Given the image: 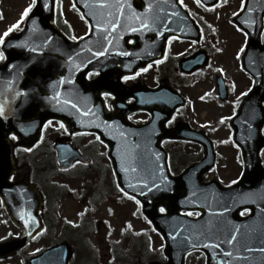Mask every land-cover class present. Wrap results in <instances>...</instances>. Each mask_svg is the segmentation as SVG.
Masks as SVG:
<instances>
[{
	"label": "water",
	"instance_id": "95a60500",
	"mask_svg": "<svg viewBox=\"0 0 264 264\" xmlns=\"http://www.w3.org/2000/svg\"><path fill=\"white\" fill-rule=\"evenodd\" d=\"M45 2H50V9H44L38 2L22 32L7 43H24L27 47H5L8 61L5 65L0 66V75L4 74L0 84V100L4 103L7 116V119L0 117V196L11 219L22 228L20 237L0 244V257L11 255L22 249L36 233L43 229L39 215L42 197L37 189L28 182L29 168L22 167L19 179L10 181V176L15 171V165L9 134L15 132L18 136L17 144L29 149L39 141L44 122L48 119H56L63 121L71 131L90 130L99 131V133H101V130L97 128L99 124L105 125L104 122L115 121V125L109 129L112 132L111 135H106L103 132L102 136L110 147L108 156L112 161L120 187L142 201L144 214L163 235L166 242L165 254L169 257L166 264H185L186 253L196 249L205 252L206 264H220L221 260L226 264H264V252L258 251L260 248H264V168L259 155L260 150L264 147V137L261 133L264 126L262 105L264 101V64L258 69V73L261 75L255 74L256 84L255 89L249 95V109L246 110L245 106H242L232 122L234 140L241 147L245 162V173L241 180L229 187H223L216 181L202 182L201 171L212 166L214 163L212 160L215 157L213 146L208 144L206 159L202 161L203 163L188 167L178 176H171L168 167L164 164L169 180L172 182L168 186L169 190L149 192L142 185H137L135 178L137 173L125 172L123 169L131 165L138 169L141 178L151 182L152 177L148 173L150 168L155 166V154L148 151L150 145L145 143V140L156 139L157 143L154 146L159 148V143L164 137L179 138L181 136L168 134L161 136L160 134L151 138L148 136L151 135L148 134V127H133L131 124L125 127L127 125L126 115L139 109L150 110L155 116V122L156 114H161V106L158 105L154 107L142 106V102L139 100L136 104L128 105L114 113L104 112L98 93L106 81L104 78L91 82L86 80L89 71L100 67V61H97L93 56L83 54L81 50H85V45H83L85 40L72 42L55 27L53 23L55 0H45ZM172 2H174L172 8L177 9L179 7L177 0H146L145 10L147 4L152 3L153 10L150 15L158 16L161 19L160 9L168 11ZM31 19H36L35 25L31 24ZM110 19L112 20L113 17ZM160 19L153 27L149 28L147 33L145 31V36L143 34L135 39L134 45L124 42L123 50L130 52V56L133 55V57L124 58L128 68L137 69L139 66H144L155 59L159 53L156 57H160L161 41H165L164 36L161 39V36L157 35V30L161 26L158 24ZM127 22L131 24L133 21L127 20ZM119 24L125 26L120 18ZM96 34L97 30L94 28L87 40L93 42ZM47 36H51L53 39L49 41V45L44 48L42 53L30 51L33 47L43 46ZM249 40V50H264L261 47L258 30L250 34ZM149 45L152 46L149 47L150 50H148ZM68 55H72L74 58L78 57L75 59V63L81 64L80 70L74 69L73 62L67 60ZM29 57H34L36 62L31 63ZM9 62L20 65L31 64L17 78L13 89L7 87V82L12 79L9 75L10 70L7 68ZM85 64L86 67H84ZM109 74L110 72L106 70L104 75L108 76ZM61 75L67 76L69 80L68 83L59 86V90L64 93L62 98L73 100L74 104L80 106L79 109L64 105L65 110L58 111L57 109L61 106L50 103L46 99L53 94V86L50 82L57 81ZM115 89L119 91L117 87ZM13 90H23L28 95L15 97ZM137 90L135 87L129 88L122 99L136 96ZM144 91L147 92L148 89ZM165 110L166 117H169L174 108L167 107ZM89 111L94 115H85ZM145 126H150V124ZM121 132H124L125 135L122 136ZM137 140H141V142L137 143ZM135 145H140V147L137 148ZM56 148L61 168L70 167L76 161H89L70 145H65L61 141H57ZM129 184L137 186L129 188ZM142 192L144 195H141ZM161 205L168 209L166 213H159L158 208ZM225 208L228 210L224 211ZM244 209L251 210L249 216L241 217L240 212ZM182 210H198L202 214L195 219L181 215ZM28 213L35 216L37 223L24 224ZM22 216L24 219L21 218ZM232 234L238 235L237 241L233 244L226 243V239L230 238ZM189 235L193 236L192 243L197 247L192 248L185 243ZM210 240L213 244H220L221 247L219 249L214 246L205 247ZM245 247L251 248L253 251H245ZM228 252H231L232 255H226ZM71 256L70 246L67 243H62L33 257L28 264H68ZM149 264L161 263L152 262Z\"/></svg>",
	"mask_w": 264,
	"mask_h": 264
},
{
	"label": "rangeland",
	"instance_id": "374dc122",
	"mask_svg": "<svg viewBox=\"0 0 264 264\" xmlns=\"http://www.w3.org/2000/svg\"><path fill=\"white\" fill-rule=\"evenodd\" d=\"M31 3L32 0H0V10L3 11V17L0 18V35L20 20L22 13ZM62 4L65 19L72 23L77 32L76 35L80 36L85 31V25L79 15L71 9L68 1H62ZM238 4L239 0H231L229 6L222 5L215 11V14H211L212 22H214L209 26L211 35L217 48L222 49V51L214 49L213 65L216 66V69L206 71L208 76L203 88L206 91H213L215 87L214 78L221 74L219 70L223 68L225 71L222 75L232 88L230 99L226 101L217 99L219 104L202 105V111L198 113V117L191 116L196 124L211 120L214 122L213 127L218 124L222 125L221 118L233 111L234 101L239 100L241 93L245 91L246 79L249 78L238 70L242 56L238 53L241 47L244 46L245 40L242 33L234 25L232 28L228 22H225L226 17L237 10ZM185 46L186 44L180 46V48L184 49ZM156 71L154 69L151 73ZM182 90L187 91L193 97L197 98L198 96L192 87L186 86ZM199 91H201V88L198 87L197 92ZM212 96L213 98L214 96L217 97V91H213ZM198 103V107L203 104ZM190 109L191 107L186 112L187 116H189ZM227 130V128L224 131L219 130L218 134L214 135L217 140L219 162L209 176L217 177L224 184L232 182L240 171L237 151L231 143L230 131L227 134ZM55 134L56 131L54 133L50 132L45 144L33 154L32 158H25L35 168L33 179L36 181V179L41 178L43 181L39 185L46 190L49 208L46 220L52 237H49V241L44 237L40 238L31 244L24 253L0 261V264H24L25 256L50 245L52 240L53 242L66 240L71 243L75 250L72 264H144L146 261L156 258L155 254L160 251L163 241L159 235L151 232L150 225L143 221L139 205L131 199L123 198V195L117 192L111 180L106 159L101 156L104 150L102 148H88L89 152L87 153L93 159L92 168L84 169V167L78 165L65 174L57 175L55 172L57 170L55 164L56 153L50 148L51 144H49L51 139L55 138ZM91 138L83 139L80 145L89 147L92 144ZM178 148L179 146H174L170 149L173 155L181 151ZM192 151L196 152L194 148L185 147L181 157L180 155L174 157L173 164L176 170L185 165L182 157ZM94 171H99L96 176L93 175ZM90 175H93V178H91L92 183L87 188L93 194L91 195L88 192L83 194V181L89 178ZM59 188H61L60 191L57 190ZM63 189H65L62 193L63 197L59 199L60 195L58 193ZM74 191L76 193H73ZM82 196H84L83 202L81 200ZM88 207L90 208L89 211ZM86 210L89 214L86 212V214L80 215V212ZM63 219L67 220L71 228L63 226ZM129 222L131 228L127 227ZM17 233V229L0 205V240ZM146 252L151 254L144 259ZM196 255L192 256L193 264L198 260Z\"/></svg>",
	"mask_w": 264,
	"mask_h": 264
},
{
	"label": "snow or ice",
	"instance_id": "6c2138e0",
	"mask_svg": "<svg viewBox=\"0 0 264 264\" xmlns=\"http://www.w3.org/2000/svg\"><path fill=\"white\" fill-rule=\"evenodd\" d=\"M41 3L42 7L44 9H50V2H45V0H32V3L28 5V7L24 10V12L21 15L20 20H18L16 23L12 24L10 27H8L6 29V31L0 35V62H6L8 61V55L6 54V51L4 50L5 47H19V48H26L27 45L24 43H13V44H7L6 43V38H8L10 36V34L14 31V30H19L21 24L26 20L30 18V13H32L33 9L36 7L37 3ZM197 2L199 3L200 0H197ZM222 0H214V3L212 5V10H215L216 4L221 3ZM223 2H226V0H223ZM262 3H264V0H261ZM76 3L77 0H73V8L76 7ZM177 3L179 5H183L184 8H187L188 6L184 3V0H177ZM251 3V0H241V7L239 9V11L232 13L233 17L235 18L233 20V24L234 26L237 28L238 31H240L246 38V40L249 38L250 34H253L255 32H257V30L259 31V35L261 38L262 43H264V15H261V18L259 21H257V19H255L253 17L252 14L257 13L259 10L257 8L254 7H249L248 5ZM104 6L109 7V8H116V13H113L112 11H108L107 12V16L109 17H113L112 20H108L106 24L102 25L99 21L95 24L92 25L91 23H89L88 28H89V32L93 31V29L95 28L96 30H99L102 26L104 27L105 32H107L109 37L113 36L112 31H109V27L112 30H116L119 26V17H125L127 20L130 21H135L139 24V29H143V30H149L150 27H153L156 23L157 20H159L160 18L158 16L156 17H152L150 14L152 13L153 10V4L152 3H148L146 6V10L144 12H137L135 9H133V6L131 3H128L127 0H116L115 4H107L106 0H105V4ZM125 7H127V9H129V14L127 16H125ZM161 12L164 11L163 8L160 9ZM247 12L249 13V17L248 18H244L241 19V17L243 16V14ZM175 15L179 16L180 13L177 11L175 12ZM3 17V11L0 10V18ZM85 19H87V17H85ZM166 19H170V17H166ZM151 21V23H150ZM55 23V20L53 21ZM65 23H67V21H65ZM31 24L35 25L36 24V19H31ZM166 27V25H163ZM136 27H132L130 24L128 26V30L131 32H136L139 30ZM203 31V29H201V32ZM161 36H163V32L159 33ZM85 35H88V33H85ZM84 37H77L75 35H73L71 37L72 40H83ZM53 38L51 36H47L44 39V44L43 46H39V47H33L30 49L31 52L33 53H42L44 51V48L47 47L49 45V41H51ZM109 45H111V39L108 41ZM248 47L247 43L241 47L240 52L238 53V55L240 54H244L246 51V48ZM56 51H59V49H56ZM81 51H84V49H82ZM220 51H222V49H220ZM127 54V53H125ZM105 55V52H101V51H97L95 53V56L99 57ZM78 58V57H76ZM74 56L72 55H68L67 60L68 61H72L74 64V69L75 70H80L81 68V64H76L75 63V59ZM167 57H164V59H166ZM259 59H261V57H257L254 59H251L250 62L255 65ZM29 60L31 61V63H35L36 60L34 57H29ZM161 60H156L155 63H160ZM88 63H91V61H88ZM31 64L30 63H25L24 65H20L17 63H12L9 62L7 64V68L10 70L9 71V75L12 77V79L10 81L7 82V87L9 89H13L14 85L16 83L17 78H19L22 73L24 71L27 70L28 67H30ZM87 65L85 64L84 67H86ZM152 65L148 64L146 67H141L139 68L137 71H135L132 76L129 75H124L121 77L122 80L124 81H128L129 79L135 78L137 76H139L141 73L143 72H147L148 68H150ZM209 67H211V65H209ZM221 73H223L225 70L223 68H221L219 70ZM13 72H15V75H13ZM93 74L95 75H99V71L98 70H94V71H89L87 73V76L89 79L92 78ZM255 76V73H254ZM68 77L67 76H59L57 81H52L50 82V84L53 86V94L46 97V99L50 102V103H54L55 105H60L61 107L58 108V111H63L65 110V108L63 107L64 105H67L69 107L72 108H77L79 109L80 106L78 104H74L73 100L71 99H66V98H62L64 96L63 91L59 90V86L63 85L65 83H68ZM35 91V90H34ZM248 91H251V89H249ZM248 93H241V95H247ZM13 95L15 97H20L21 95L23 96H27L28 93L26 91L20 90V91H15L13 90ZM101 95L105 98V101H107L109 98H112L113 100L115 99L114 97V93L111 91H105L103 93H101ZM131 99H135V97H132ZM237 103H239V101H237ZM114 105L109 104L108 108H112ZM85 115H94L93 113L86 112ZM177 115H171L169 118L166 119V123L171 125L177 118ZM0 117L7 119L6 116V109L4 106V103L2 100H0ZM128 119H131V116L127 117ZM160 114L157 113L156 114V119H160ZM228 119L227 117H222L221 121L223 122L224 120ZM253 119H255V116H253ZM105 124H107V122H104ZM112 123H115V121H113ZM53 121L52 119H48L44 122L43 127L47 128L49 125H52ZM60 127L64 128L65 130H67L66 125L63 123V121H60ZM26 131V129H25ZM121 135H125L124 132H121ZM10 136L12 139H18V136L15 132H11ZM135 147L139 148L140 145H135ZM237 147H239V145H237ZM27 151H32L31 148L27 149ZM260 156L264 157V149L260 150ZM77 163H80V161H77ZM123 171L125 172H132V173H137V176L135 177L137 180V185H142L143 187L147 188L149 192L155 190V191H166L169 190L168 186L172 183L169 180V175L166 171L165 165L162 162V157H161V153L156 152L155 153V166L150 168L149 171V176L152 177L151 182H149L148 179L145 178H141L138 174V169L135 167H132L131 165L127 168H124ZM11 179H14V177H10ZM157 181H159L157 183ZM232 183H236V181H232ZM137 185H132L129 184L128 187L132 188V187H136ZM119 186V185H118ZM174 190V189H172ZM120 191L123 193L124 196H129V193L127 191H125L124 188H120ZM141 195H144V193L142 192ZM131 199L135 200L136 203L138 205H140L141 207H143V203L141 200L137 199V197L135 195H131L130 196ZM228 209H224V211H227ZM158 211L160 213H166L168 211V209L166 207H164L163 205L159 206ZM189 215H199V213H188ZM28 218L24 219V217L22 216L21 218L24 219V224L28 225L30 223L35 224L37 223L35 216H33L31 213L27 214ZM149 223L151 224L152 221L149 220ZM128 228H131V223L129 222L127 225ZM127 230V229H126ZM238 233V230H237ZM29 235H31V233H29ZM238 239V235L237 234H232L230 236V238L226 239V243L228 244H233L234 242H236ZM193 240V236L189 235L187 237V240L185 241V243H187L188 245H190L192 248L197 247L196 244L192 243ZM215 247L216 249H219L221 246L220 244L216 243L213 244V242L210 240L209 243H207L205 245V247ZM164 245H161V250H163ZM245 251L248 252H252L253 249L251 248H247L245 247ZM258 251L264 252V248H260ZM217 255H219V253H217ZM226 255L231 256L232 253L228 252L226 253ZM220 264H226L225 261L221 260Z\"/></svg>",
	"mask_w": 264,
	"mask_h": 264
},
{
	"label": "flooded vegetation",
	"instance_id": "af4514ba",
	"mask_svg": "<svg viewBox=\"0 0 264 264\" xmlns=\"http://www.w3.org/2000/svg\"><path fill=\"white\" fill-rule=\"evenodd\" d=\"M199 17L202 18L203 16L200 15ZM203 38H204L205 42H207V40H208V36H207V33H205L204 31H203ZM170 69H171V67H170ZM172 71H174V73H177L176 65H174V67H172ZM165 76L167 77V72H166V69L164 68V64H163V62H161V82L164 80L163 78H164ZM133 81H134L133 79H132V81H130V79H129L127 83H133ZM107 101H108V102L111 101V98H109ZM177 119H178V118H176V120H177ZM176 120H175V121H176ZM175 121H174L171 125H169V126L174 125Z\"/></svg>",
	"mask_w": 264,
	"mask_h": 264
}]
</instances>
